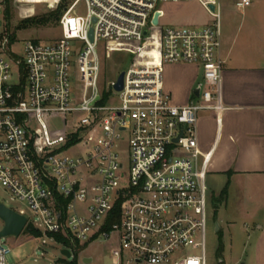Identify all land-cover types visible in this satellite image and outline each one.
<instances>
[{
    "label": "built area",
    "instance_id": "built-area-1",
    "mask_svg": "<svg viewBox=\"0 0 264 264\" xmlns=\"http://www.w3.org/2000/svg\"><path fill=\"white\" fill-rule=\"evenodd\" d=\"M164 1L73 0L58 37L45 41L16 36L8 3L55 9L62 0H0V182L31 214L0 201L27 217L20 235L62 244L51 264H95L86 250L101 241L112 244V264H208L210 156L200 149L198 121L202 110H224L220 5L198 0L212 25L164 26ZM80 3L86 15L76 14ZM122 40L141 49L126 70L116 64L110 73L102 44ZM166 64L199 67L200 95L176 104ZM34 120L58 129L41 135ZM10 236L18 237H0V264H22Z\"/></svg>",
    "mask_w": 264,
    "mask_h": 264
},
{
    "label": "crops",
    "instance_id": "crops-1",
    "mask_svg": "<svg viewBox=\"0 0 264 264\" xmlns=\"http://www.w3.org/2000/svg\"><path fill=\"white\" fill-rule=\"evenodd\" d=\"M239 1L222 0L220 6L224 110L199 116L198 136L201 151L210 156L207 185L214 190V182L222 177L225 185L230 182L224 204L234 187L242 205L253 204V212L247 214L252 223L249 261L264 264V217L259 214L264 207V0H252L245 7ZM182 67L178 82L165 81L166 88L184 96L176 104H187L199 84L200 68ZM223 203L210 212L213 217H219Z\"/></svg>",
    "mask_w": 264,
    "mask_h": 264
},
{
    "label": "rangeland",
    "instance_id": "rangeland-1",
    "mask_svg": "<svg viewBox=\"0 0 264 264\" xmlns=\"http://www.w3.org/2000/svg\"><path fill=\"white\" fill-rule=\"evenodd\" d=\"M31 1L38 3L43 0ZM221 1L222 0H218L220 6ZM71 2H73V0H71L67 6ZM61 3L64 4L66 2H63L62 0ZM59 6L57 8H59ZM159 7L165 12V16L162 18L164 26L203 27L212 25L216 20V18L213 17L198 0H168L160 2ZM57 8L50 9L47 4L42 3L37 5H17L12 3L10 6V17L7 19L10 23L12 21L13 30H15V34L19 39L39 38L49 41L57 38L60 34L58 22L43 25H26L25 27L20 22L21 20L30 17H41L50 14ZM86 12V5L80 3L77 6L76 14L86 15ZM17 26H20V28ZM146 43L149 45L150 40L146 39ZM102 45L103 50L111 52L110 58L107 60L110 64V67L108 68L110 73H113L116 70V64L120 65V69L126 70L130 66L131 60L135 56V52L141 49V42L136 40H122L118 42L108 41ZM121 61L123 63H121ZM182 66L185 65L166 64L164 68V82L166 81V78H169L173 84L178 82L181 78L182 72L185 70ZM198 81H203V73L201 69L198 70ZM165 89L172 94L173 99L176 102L184 97L179 90H169L166 87ZM210 114H212L211 110H202L200 111L199 116L203 117ZM47 123L49 125L47 129L43 126V120H34L32 125L37 128L41 135L46 134V131L49 136L54 135L58 129L55 126L56 123L53 120H48ZM222 179L224 178L221 177L214 182V190L212 187L208 186L211 211L216 207L218 208L224 201L220 194L225 185ZM236 188L237 187H234L226 204L223 203L219 217L215 218L212 214L209 215L207 226L208 264H242L243 262H245V264H251L249 260L252 254V248L249 243L250 239L248 238V235L252 228L250 215L254 208H252V203L245 205L240 203V194ZM0 200L5 202L8 206L16 209H24L28 214H31L29 204L15 196V194L3 186L1 182ZM259 214L261 217H264V207L259 209ZM4 226L5 222L0 217V230ZM220 238H222L224 245L221 255L218 254L217 251ZM7 241L11 243L12 246L13 260L22 264H51L55 259L62 256V244L50 241L49 239L43 244V239L31 238L26 234H21L16 238L10 236L7 238ZM111 248V242L101 241L89 246L86 250V254L95 258V264H112L109 257ZM42 252H44L43 255ZM36 258L37 260H35Z\"/></svg>",
    "mask_w": 264,
    "mask_h": 264
},
{
    "label": "water",
    "instance_id": "water-1",
    "mask_svg": "<svg viewBox=\"0 0 264 264\" xmlns=\"http://www.w3.org/2000/svg\"><path fill=\"white\" fill-rule=\"evenodd\" d=\"M210 8L214 10V5H211ZM160 15V12L155 13V18H154V23L158 24V17ZM147 32L145 31V34ZM90 37L93 39V30L90 31ZM123 79H124V71H122L119 75L118 82L115 85V88L120 90L123 88ZM202 84L199 83L197 87L194 90V94L196 96L200 95ZM0 217L4 220L5 222V227L0 233V237L8 236V235H20L22 230L24 229L26 223H27V217L19 213L15 210H13L10 207H7L4 203L0 201ZM67 254H69L68 251H65ZM87 262L91 261V258H86ZM244 264V263H242Z\"/></svg>",
    "mask_w": 264,
    "mask_h": 264
},
{
    "label": "trees",
    "instance_id": "trees-1",
    "mask_svg": "<svg viewBox=\"0 0 264 264\" xmlns=\"http://www.w3.org/2000/svg\"><path fill=\"white\" fill-rule=\"evenodd\" d=\"M66 2V3H61V5L59 6V8H57L56 10H53L54 12L50 13V14H46V15H43L41 17H30V18H27L25 20H21L20 23H22L24 25V27L26 25H43V24H48V23H52V22H58L59 23V19L61 17V14L62 12L65 10L64 8L67 7V4L71 1V0H63V2ZM63 4V6H62ZM10 6L11 4L8 3V7H7V10H6V17L9 19L10 17ZM64 7V8H63ZM18 28H20V26H17ZM229 181L226 183V185L224 186V188L222 189L221 191V197L223 199L227 198L228 196V191H229ZM28 231H31L35 234H38V232L36 230H33L31 228H29ZM223 240L222 238H220V242H219V246H218V254H222L223 252ZM222 263V262H221Z\"/></svg>",
    "mask_w": 264,
    "mask_h": 264
}]
</instances>
